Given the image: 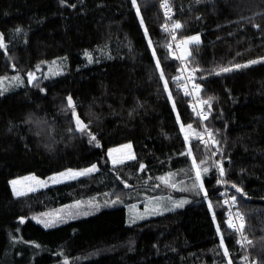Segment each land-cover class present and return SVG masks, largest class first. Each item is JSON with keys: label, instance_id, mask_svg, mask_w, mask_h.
Masks as SVG:
<instances>
[{"label": "trees", "instance_id": "1", "mask_svg": "<svg viewBox=\"0 0 264 264\" xmlns=\"http://www.w3.org/2000/svg\"><path fill=\"white\" fill-rule=\"evenodd\" d=\"M167 2L182 24L179 36L200 37L183 54L201 76L203 100L213 98L204 106L223 181L210 147L181 127L201 124L174 81L181 61L162 28L159 0H0V78L26 77L0 89V264H264V0ZM59 60L63 71L29 79ZM252 60L261 62L217 74ZM69 96L88 125L83 133ZM125 142L136 159L113 165L109 149L118 145L110 156L124 159ZM93 164L99 169L89 175L23 196L12 191L17 177ZM197 165L202 189L193 188ZM166 175L172 180L164 184ZM143 188L153 191L140 194ZM225 188L244 217L248 250L228 227ZM135 190L139 197L127 201ZM163 192L186 203L129 221V204ZM96 196L88 215L51 227L35 218Z\"/></svg>", "mask_w": 264, "mask_h": 264}, {"label": "rangeland", "instance_id": "2", "mask_svg": "<svg viewBox=\"0 0 264 264\" xmlns=\"http://www.w3.org/2000/svg\"><path fill=\"white\" fill-rule=\"evenodd\" d=\"M186 47H188V44H186ZM56 60H58V59H56ZM65 65H66V63H64L62 60L54 61L52 63H48L45 67L44 66L39 67L40 72H36L34 74L36 77H37V75H40V74H43L45 76L53 75V74H56L60 71H63L65 68ZM25 82H26V77L23 75L11 76L9 78L3 77V78H0V89L12 90V89L18 88L19 86L25 84ZM183 126H184L183 131H184V134L187 137V139L196 138V136L199 134L200 129L198 131H196L194 126H192L191 128H188L187 127L188 125H183ZM123 144H127V145L130 144L131 145L130 149L127 148V150H128L127 154L128 155L124 159L112 158L109 155L111 163L113 165L121 164V163H115L114 164L113 159H116L118 161L123 160L124 162H127V161L134 160V159H128L129 156H134L135 159L137 157L134 145L132 146L131 142H125ZM120 145H122V144H120ZM117 146L118 145L113 146L109 149V153H111V155L113 153L112 151L115 148H117ZM95 165L98 168V165L97 164H95ZM91 166L84 167V168H68V169H65L61 172L51 174L45 178H42V177L37 176L35 174H26V175L12 179L10 184L12 187V191L16 197L23 196V195L31 193V192H36V191L45 189V188L50 187V186L55 185V184H59V183H62V182L68 181V180H72V179L65 178L64 176H59V174H61V173L69 174V170H71L72 173L80 172V171H83L87 168H90ZM78 177H82V176H77L76 178H78ZM163 178L167 179L168 182H170L172 180V177L167 176V175L163 176ZM13 181H16V183L13 184L12 183ZM55 181H59V182H55ZM161 182L164 183L163 180ZM201 182H202V177L200 180H197L195 177L194 184L199 186V184ZM156 186L159 187V183H157ZM17 192H20L22 194L16 195ZM163 194L166 195L167 193L163 192ZM138 195H139V191H137V190H135L133 192H129L126 196L127 201L138 198L139 197ZM158 195H161V193H158L155 196H158ZM140 201H142V200H139V201L129 205V221L130 222H136V221H139V220H142L145 218H149V217L154 216V215H158V214L166 212V211H170L169 209H172V210L177 209L179 207H174V205L177 202L186 201V197H182V196L173 197L172 201L169 203V206H167L168 208L165 206L162 207L161 205L159 206L158 202L140 203ZM98 203H99V197H97V196L91 197L88 199H84V200H78V201H74V202H71V203H68V204H65L62 206H58V207L51 208V209H48L46 211L40 212L35 216V218L38 222L43 224L45 227H51V226L62 224L70 218L85 216V215L90 214L94 209H96V207L98 206Z\"/></svg>", "mask_w": 264, "mask_h": 264}, {"label": "built area", "instance_id": "3", "mask_svg": "<svg viewBox=\"0 0 264 264\" xmlns=\"http://www.w3.org/2000/svg\"><path fill=\"white\" fill-rule=\"evenodd\" d=\"M160 8L163 16V24L162 28L166 34L170 37V48L174 55H176L179 60L181 61V71L175 76L174 81L177 84V87L182 90V92L189 97L190 99V105L192 110L195 113L196 118L199 119L201 128L199 131V135H203L205 140H208L207 136V130H211L207 126V119H208V110L204 106V100L201 96V91L203 89V84L201 82V76L197 75L193 69H190L185 64V56H184V50L186 48V44L182 43L183 40H186V38H181L179 36L178 30L173 29L172 25L175 23L174 21V8L170 5V10H166L163 6L165 3V0H159ZM166 27L168 30H166ZM175 37V39H173ZM194 85L199 86V90L194 88ZM207 116V119H204V116ZM212 131V130H211ZM213 133V131H212ZM214 138L216 140V136L213 133ZM210 149L212 150V153L215 157V163L217 169H219L218 162H222L218 158L219 150L216 148V145H210ZM220 166H223V162ZM220 171V170H219ZM221 179L223 181V178L221 176ZM223 195H227L225 197V202L229 206V216L233 223H236L239 225L240 221L236 217V204L233 202L232 198L229 196V192L225 188L222 191ZM240 235L239 239V247L240 250H248V244L246 242H243L245 234L243 229V234L239 231H237ZM247 238V237H246ZM248 241H251V238H247ZM251 264H255L252 262Z\"/></svg>", "mask_w": 264, "mask_h": 264}, {"label": "snow or ice", "instance_id": "4", "mask_svg": "<svg viewBox=\"0 0 264 264\" xmlns=\"http://www.w3.org/2000/svg\"><path fill=\"white\" fill-rule=\"evenodd\" d=\"M61 3H65V0H61ZM132 3L134 5H136V0H132ZM71 6L75 7V5H71ZM163 6L165 7L166 10H170V5L167 3V0H165V3H164ZM136 11L138 13L140 11L138 5L136 7ZM141 22H143L142 17H141ZM257 27H259V26L257 25ZM172 28L173 29H180V28H182V24H180L179 22H175L172 25ZM166 30H168L167 27H166ZM17 31H20V29H17ZM173 39H175V37H173ZM2 41H3V34H0V46H2ZM149 42H151V41H149ZM182 43H184V44H188V43L199 44L200 43V37H199V35L191 36V37H188L186 40H183ZM86 55H89V54L86 53ZM261 59L264 60V58H261ZM89 60L91 62V56L90 55H89ZM260 62H261V60H252V61H249L248 64H244V65L236 64V65H234L232 67H222V68L219 69V73H217V74L231 72V71L236 70V69H240V68H243V67H248L249 64H256V63H260ZM157 64H159V61H157ZM162 75H163V72L161 70V76ZM28 76H29L30 80H32V81L37 79V77L35 76L34 73H29ZM165 86H167V81H165ZM194 88L199 90V86L194 85ZM212 99H213L212 97H209V99L207 101H204V103L208 104L209 107H210L211 106L210 102H211ZM66 101H67L68 110L72 111L73 114L75 115V128H76V130H78L81 133L85 132L88 129V125L85 124L84 121L80 119L79 115L75 113V111H74L75 110V103H74L72 97H70V96L67 97ZM204 119H207L206 115L204 116ZM181 127L183 128L184 126L182 125ZM187 127L191 128L192 126L188 125ZM71 130L72 129H70V131ZM207 136H208V140H205L203 135H199L198 134V139L201 140L204 143L205 147H209L210 145H218L219 142L215 140L214 135H213L211 130H207ZM95 139H96V137L92 136L91 140H90V143L92 141H95ZM125 147L130 149L131 145L129 144V145H126ZM188 154H191L190 150H189ZM109 155H111V153H109ZM128 159H135V157L134 156H129ZM113 163L114 164L115 163H124V161L123 160H119L118 161L116 159H113ZM202 163H206V161H202ZM221 164H222V162H218L217 166L219 167L220 175L223 176L224 175V169H223L222 166H220ZM143 168H144V166L141 165V170H143ZM96 171H98V168H97V166L95 164H93L90 168H87V169H85L83 171L72 173L71 170H69V174L61 173L60 175L64 176L65 178H68V179H75L77 176L89 175V174H91L93 172H96ZM203 171L204 172H208L209 169L208 168H204ZM161 179L164 181L165 184L168 183L167 179H165L163 177ZM196 179L197 180L201 179V170H200L198 165L196 166ZM55 182H59V181H55ZM12 183L15 184L16 181H13ZM175 186H176L175 184L172 185V187H175ZM196 187H197V185L194 184L193 188H196ZM199 187L201 189L203 188V183L202 182L199 184ZM237 191H241L242 192V189H237ZM21 194L22 193H20V192L16 193V195H21ZM204 194L207 195L206 192ZM232 199H233V201H235L236 198L233 197ZM184 203H186V201L177 202L174 205V207H183ZM209 206H211V205H209ZM169 210H172V209H169ZM236 217L240 221L239 225H237L236 223H233L232 220H229L228 221V227H230V228H232V229H234L236 231H239V232H241L243 234V229H244V226H245L244 225V217L240 213H236ZM243 242L251 243V241H248L246 237H244ZM225 254H227V248H225ZM245 260H247V257H245ZM229 264H231V261H229Z\"/></svg>", "mask_w": 264, "mask_h": 264}, {"label": "crops", "instance_id": "5", "mask_svg": "<svg viewBox=\"0 0 264 264\" xmlns=\"http://www.w3.org/2000/svg\"><path fill=\"white\" fill-rule=\"evenodd\" d=\"M132 143V142H131ZM132 146H133V143H132ZM153 191V189L151 188H143V189H140V194H144V195H147L149 192V194H151ZM173 197H176V196H171L169 194H161V195H158V196H151L150 198L149 197H146L145 199H141L142 201H140V203H149V202H158L159 203V206L161 205L162 207L165 206H169V203L172 201V198ZM130 205V204H129ZM129 205H128V210H129ZM168 208V207H167Z\"/></svg>", "mask_w": 264, "mask_h": 264}, {"label": "water", "instance_id": "6", "mask_svg": "<svg viewBox=\"0 0 264 264\" xmlns=\"http://www.w3.org/2000/svg\"><path fill=\"white\" fill-rule=\"evenodd\" d=\"M73 99V98H72ZM73 101H74V99H73ZM74 103H75V101H74ZM76 114H78L79 115V117H80V119L81 120H83L82 118H81V116H80V114L79 113H76ZM74 117H75V115H74ZM84 121V120H83ZM84 123H85V121H84ZM85 124H87V123H85Z\"/></svg>", "mask_w": 264, "mask_h": 264}]
</instances>
